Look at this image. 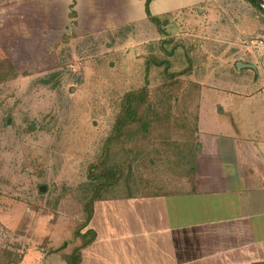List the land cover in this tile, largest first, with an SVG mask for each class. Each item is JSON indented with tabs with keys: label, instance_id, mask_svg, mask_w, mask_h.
Here are the masks:
<instances>
[{
	"label": "crops",
	"instance_id": "obj_1",
	"mask_svg": "<svg viewBox=\"0 0 264 264\" xmlns=\"http://www.w3.org/2000/svg\"><path fill=\"white\" fill-rule=\"evenodd\" d=\"M6 1L0 48L39 65L56 59L66 36L133 29L158 37L144 0ZM148 10L213 38L195 41L190 54L193 155L188 165L154 155L141 172L148 190L95 201L85 228L93 238L78 264H264V14L246 0H152ZM255 40L262 44L252 47ZM176 152L167 160L179 161ZM39 251L43 264H66Z\"/></svg>",
	"mask_w": 264,
	"mask_h": 264
},
{
	"label": "rangeland",
	"instance_id": "obj_2",
	"mask_svg": "<svg viewBox=\"0 0 264 264\" xmlns=\"http://www.w3.org/2000/svg\"><path fill=\"white\" fill-rule=\"evenodd\" d=\"M163 21L149 40L133 29L63 37L52 50L56 59L40 65L0 48V249L10 264H43L40 249L60 259L89 238L81 228L87 171L104 154L121 98L139 91L150 101L166 81L188 85L194 42L213 38ZM125 146L138 152L151 143L133 138ZM140 168L127 166L118 195L149 189L148 173H131Z\"/></svg>",
	"mask_w": 264,
	"mask_h": 264
},
{
	"label": "trees",
	"instance_id": "obj_3",
	"mask_svg": "<svg viewBox=\"0 0 264 264\" xmlns=\"http://www.w3.org/2000/svg\"><path fill=\"white\" fill-rule=\"evenodd\" d=\"M144 1L148 20L160 30L161 20L163 19L150 15L148 6L152 0ZM246 1L255 7L257 11L264 14V10L255 3L250 0ZM69 17L75 18L73 6L70 7ZM158 65L160 66L161 64ZM190 72L191 70L184 73L186 78L190 76ZM182 74L180 73V75ZM173 77L171 76V78ZM167 79H170V76ZM185 81L188 85L182 86L181 82L166 81L167 83L165 82L156 90L157 97L150 101H148L149 96L147 97L146 92L142 94L139 91H130L121 98L111 133L104 141V154L99 158L98 163L95 166L91 164L87 171V180L91 183V192L90 197L84 202L82 207L83 212L86 213V220L81 228L87 227L92 216V205L95 201L121 196L116 193V190L121 185L122 173H126L125 169H127V166L134 164L137 167H141L137 171H131V173H141L142 170H150L152 164H156V157H159L160 160L162 158V162H167L170 165L178 164V162L180 165H188L190 163L188 159L189 155H193V141L186 139L185 135L188 134L190 125L195 119L193 112L195 98L192 97V94L196 85L189 79H185ZM170 92L176 93L173 99ZM177 100L181 101L175 105ZM123 137L124 139H122ZM172 137L175 138L174 141ZM176 137H180V141L176 140ZM133 138L147 141L151 143V147H142L138 152L131 151L125 144ZM108 148L110 151H108ZM174 149L178 151L176 153L179 154V161L178 157L173 161L167 160L170 155L172 159ZM156 151L158 154H156ZM154 155L156 156L155 159ZM112 158L114 160L113 163ZM124 181H127V177ZM85 234L91 238L80 246L75 247L69 254L60 253V257L66 264L79 263L80 252L90 244L93 238L90 231L85 230ZM9 254L7 249H0V263L10 264L11 262L8 260ZM18 261L14 262L18 263Z\"/></svg>",
	"mask_w": 264,
	"mask_h": 264
},
{
	"label": "water",
	"instance_id": "obj_4",
	"mask_svg": "<svg viewBox=\"0 0 264 264\" xmlns=\"http://www.w3.org/2000/svg\"><path fill=\"white\" fill-rule=\"evenodd\" d=\"M255 3L258 7L264 10V0H250ZM43 189V188H42ZM42 189L40 191H42Z\"/></svg>",
	"mask_w": 264,
	"mask_h": 264
},
{
	"label": "built area",
	"instance_id": "obj_5",
	"mask_svg": "<svg viewBox=\"0 0 264 264\" xmlns=\"http://www.w3.org/2000/svg\"><path fill=\"white\" fill-rule=\"evenodd\" d=\"M261 44H262V41H258V40L250 42V45L254 48L257 46H260Z\"/></svg>",
	"mask_w": 264,
	"mask_h": 264
}]
</instances>
